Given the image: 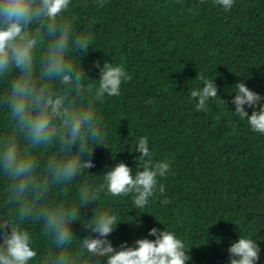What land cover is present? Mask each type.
<instances>
[{
    "label": "trees",
    "instance_id": "trees-1",
    "mask_svg": "<svg viewBox=\"0 0 264 264\" xmlns=\"http://www.w3.org/2000/svg\"><path fill=\"white\" fill-rule=\"evenodd\" d=\"M96 2L71 4L78 32L94 18L85 71L99 79L96 64L108 61L123 64L131 79L119 96L98 105L108 148L96 146L95 166L87 171L102 175L121 161L134 172L142 168L145 161L135 151L142 136L148 137L153 163H170L159 179L164 194L157 191L143 209H134L131 194H101V204L112 206L122 222L108 239L117 248L133 246L139 238L154 240L151 228L166 227L191 248L188 264H228L227 249L245 235L258 242L257 264H264V134L253 132L232 104L238 82L264 98V0H234L229 11L215 0H103L99 9ZM201 76L218 86L207 111H197L190 96L203 86ZM245 110L251 115L253 109ZM95 181L103 183L102 177ZM3 185L0 178V191ZM97 205L82 209L83 216L91 218ZM72 231L80 238L91 234L80 223ZM34 238L43 255L49 244L39 227Z\"/></svg>",
    "mask_w": 264,
    "mask_h": 264
},
{
    "label": "clouds",
    "instance_id": "clouds-1",
    "mask_svg": "<svg viewBox=\"0 0 264 264\" xmlns=\"http://www.w3.org/2000/svg\"><path fill=\"white\" fill-rule=\"evenodd\" d=\"M215 3L229 11L234 0ZM71 4L0 0V264H188L191 248L166 227L151 228L148 236L155 239L139 238L133 246L124 242L117 248L108 239L122 222L112 206L101 204V194H131L134 209H143L157 191L164 194L159 179L170 172V163H153L148 137L142 136L135 148L145 161L142 168L134 172L121 161L102 175L87 171L95 166L91 156L96 146L108 148L98 105L106 96H119L131 76L123 64L108 61L102 67L97 62L99 79L88 75L82 60L91 48L94 18L78 32L79 16ZM103 6L97 0V9ZM200 80L203 86L190 96L198 101L197 111H207L218 86L203 76ZM235 89L233 112L253 132L264 134V98L243 82ZM245 105L253 109L251 115ZM96 177L103 183L97 185ZM93 201L98 205L85 218L82 209ZM76 223L91 234H74ZM37 227L49 244L43 255L35 246ZM227 251L228 264H257L261 249L250 236L239 235Z\"/></svg>",
    "mask_w": 264,
    "mask_h": 264
}]
</instances>
